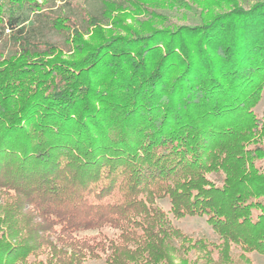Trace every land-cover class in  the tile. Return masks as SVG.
Instances as JSON below:
<instances>
[{"label": "trees", "instance_id": "obj_1", "mask_svg": "<svg viewBox=\"0 0 264 264\" xmlns=\"http://www.w3.org/2000/svg\"><path fill=\"white\" fill-rule=\"evenodd\" d=\"M263 89L264 0H0V264H255Z\"/></svg>", "mask_w": 264, "mask_h": 264}, {"label": "rangeland", "instance_id": "obj_2", "mask_svg": "<svg viewBox=\"0 0 264 264\" xmlns=\"http://www.w3.org/2000/svg\"><path fill=\"white\" fill-rule=\"evenodd\" d=\"M80 2L82 0H79ZM95 3V2H94ZM167 17L168 21L165 24V27L176 25V26H194L199 24V18L193 12L186 11H165L163 12ZM129 24H132V20H128ZM256 116L260 119H264V89L262 91V97L260 102L254 108ZM159 204L165 209L166 212L169 211V205L167 202H159ZM174 224L182 229L185 233L198 237L202 234L210 238H217L214 236V232L211 227L207 224L205 218L199 217H187L181 220H174ZM252 259L255 264H264V256L259 254H253ZM178 263V261H176ZM97 264V263H93ZM99 264V263H98Z\"/></svg>", "mask_w": 264, "mask_h": 264}]
</instances>
